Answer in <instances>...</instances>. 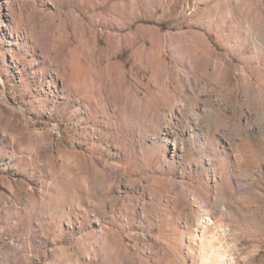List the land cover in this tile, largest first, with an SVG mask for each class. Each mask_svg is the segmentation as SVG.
I'll return each mask as SVG.
<instances>
[{"label": "rangeland", "instance_id": "374dc122", "mask_svg": "<svg viewBox=\"0 0 264 264\" xmlns=\"http://www.w3.org/2000/svg\"><path fill=\"white\" fill-rule=\"evenodd\" d=\"M208 216L264 264V0H0V264H200Z\"/></svg>", "mask_w": 264, "mask_h": 264}, {"label": "bare ground", "instance_id": "6f19581e", "mask_svg": "<svg viewBox=\"0 0 264 264\" xmlns=\"http://www.w3.org/2000/svg\"><path fill=\"white\" fill-rule=\"evenodd\" d=\"M197 122H201V119H199L198 117H196ZM226 138V140H229V136L228 134H224V136ZM173 144V148L177 147V142L175 140H173L172 142ZM238 161H241V158L237 159ZM213 179H215L216 183L217 180L219 178L222 179V181H224V186L226 188V193H229V187H228V183L226 182V179L222 173V175H213ZM142 191L145 190V187H141ZM200 190V189H199ZM201 190L200 191H196L197 194L200 195L199 199L202 200L203 196L201 195ZM230 210L231 207L227 206V205H223L220 209H219V213L221 215H228L230 214ZM214 221L211 219L210 216H208L206 219H204L202 221L201 224V232L199 233V238H197L198 242H199V252L201 253V263L200 264H229L226 260H225V255H226V250H224V248L222 247V244L220 243V240L215 239L214 237L207 235L206 233V228L207 226L211 225ZM224 236H226L229 232V230L225 229L224 230ZM231 264V263H230Z\"/></svg>", "mask_w": 264, "mask_h": 264}]
</instances>
